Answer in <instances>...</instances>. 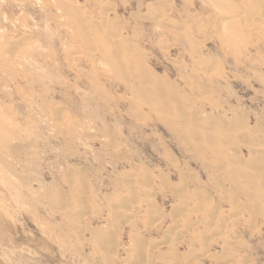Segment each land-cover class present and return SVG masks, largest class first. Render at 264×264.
Wrapping results in <instances>:
<instances>
[{
    "label": "rangeland",
    "instance_id": "1",
    "mask_svg": "<svg viewBox=\"0 0 264 264\" xmlns=\"http://www.w3.org/2000/svg\"><path fill=\"white\" fill-rule=\"evenodd\" d=\"M256 150L264 0H0V264H264Z\"/></svg>",
    "mask_w": 264,
    "mask_h": 264
},
{
    "label": "bare ground",
    "instance_id": "2",
    "mask_svg": "<svg viewBox=\"0 0 264 264\" xmlns=\"http://www.w3.org/2000/svg\"><path fill=\"white\" fill-rule=\"evenodd\" d=\"M232 4V3H231ZM236 7H238V8H236V10H239V6L237 5ZM234 8V7H233ZM237 12V11H236ZM237 14H238V12H237ZM83 15V14H82ZM82 15L80 16L81 18H82ZM234 17V16H233ZM83 18H84V15H83ZM91 18V17H90ZM105 18V17H104ZM232 18V17H231ZM76 19H78V18H76ZM230 21H231V19H229ZM75 21V20H74ZM224 21V20H223ZM78 22V21H77ZM83 22V21H82ZM228 22V19H227V21L225 20L224 21V23H227ZM96 24V23H95ZM98 24V23H97ZM99 24H101V23H99ZM104 26H106V25H104ZM97 27H99L100 28V30L102 29L101 28V26H98L97 25ZM94 29H95V27H94ZM84 31V30H83ZM89 31V30H88ZM111 31H113V30H111ZM84 32H86V31H84ZM99 32V31H98ZM108 33V32H107ZM94 34V33H93ZM101 36V35H100ZM107 37H108V35H106ZM106 37V38H107ZM116 37H117V34H115L114 32H112L111 33V35H110V37H108V39H107V41L108 42H106L107 44L108 43H110V45L109 46H111L112 48L114 47V51L115 52H113V53H115L117 56H121L122 54H123V52L121 51V49H120V47H118L119 46V40H117L116 39ZM99 39H100V37H98ZM97 37H96V39H98ZM99 39H98V42H99ZM106 40V39H105ZM100 42H101V39H100ZM14 45V44H13ZM9 46L8 48H7V50L5 49V51H6V54L8 55V59H9V61H13L14 59H15V56L13 55V50L16 48L15 46ZM18 47H19V45H17ZM123 46V45H122ZM122 46H121V48H122ZM111 48V49H112ZM7 57V56H6ZM122 66V65H121ZM158 90V88H156V89H154V90H152V91H150V90H147V91H149V92H155V91H157ZM167 93H165V95H166ZM161 95H163L162 94V92H161ZM173 96H174V94H173ZM167 97H168V95H167ZM169 98V97H168ZM256 153L258 154V155H260V156H262L260 159L261 160H264V150H256ZM218 162L219 163H224L225 162V160H223V159H219L218 160ZM247 171H242L240 174H239V178L240 179H242V180H244L243 182H245V183H248V181L250 180V179H257V173H256V171H254V170H252L251 168H249V169H246ZM258 181H260V180H258ZM84 207L83 206H81V207H79L78 209H77V211L76 212H74V213H72V214H67L66 216H68V217H70V216H73V218H78L81 214H82V212L84 211ZM118 214H119V216L117 217V219L116 220H114L115 222L120 218V213L118 212ZM114 216V217H113ZM112 217L115 219V215H113ZM74 223H75V225L76 224H79V222H78V220H77V222H75V221H73ZM114 224V223H113ZM112 230H113V233H115V236H107V237H104V236H102V238L100 237H98V241L100 240L101 241V246L103 245V244H106L108 247H110V246H113L114 244H116L117 243V241H116V236H117V230L114 228V226H112ZM97 236V235H96ZM109 238V239H108ZM139 239H140V237H139ZM139 239L136 237L135 239H134V241L133 242H135V245L136 246H141V244H140V241H139ZM141 240V239H140ZM99 241V242H100ZM142 248H143V246H141ZM149 249V248H148ZM147 249V250H148ZM139 250V252L137 253V254H133V255H129L128 256V259H127V263H129V264H132V262L133 261H135V260H139V264H145V263H147V262H151L152 260V257L151 256H149L148 255V252H147V250H145V251H142V252H140V249H138ZM165 260L167 261V264H170V261L168 260V257L167 258H165ZM135 263V262H134Z\"/></svg>",
    "mask_w": 264,
    "mask_h": 264
}]
</instances>
